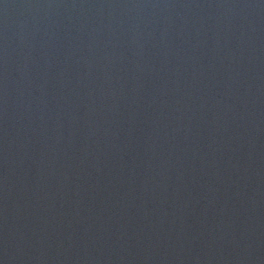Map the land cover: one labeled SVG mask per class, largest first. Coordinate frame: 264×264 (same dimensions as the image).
Instances as JSON below:
<instances>
[{
  "label": "water",
  "instance_id": "obj_1",
  "mask_svg": "<svg viewBox=\"0 0 264 264\" xmlns=\"http://www.w3.org/2000/svg\"><path fill=\"white\" fill-rule=\"evenodd\" d=\"M0 264H264V0H0Z\"/></svg>",
  "mask_w": 264,
  "mask_h": 264
}]
</instances>
